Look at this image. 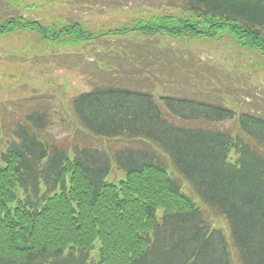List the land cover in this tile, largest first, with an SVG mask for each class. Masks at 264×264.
Masks as SVG:
<instances>
[{"label": "trees", "instance_id": "16d2710c", "mask_svg": "<svg viewBox=\"0 0 264 264\" xmlns=\"http://www.w3.org/2000/svg\"><path fill=\"white\" fill-rule=\"evenodd\" d=\"M182 1L210 18L207 29L180 21L130 31L211 39L229 31L264 52V0ZM30 26L48 36L18 20L0 34ZM149 91L75 97L76 146L53 142L47 111L0 127V264H264V117ZM89 137L144 146L112 156L86 145ZM115 169L125 174L118 183L109 181Z\"/></svg>", "mask_w": 264, "mask_h": 264}, {"label": "rangeland", "instance_id": "374dc122", "mask_svg": "<svg viewBox=\"0 0 264 264\" xmlns=\"http://www.w3.org/2000/svg\"><path fill=\"white\" fill-rule=\"evenodd\" d=\"M9 20L37 22L48 36L32 26L0 34L3 131H12L15 121L34 111H47L52 123L46 132L53 142L76 146L80 134L72 100L106 87L149 89L156 98L173 95L224 103L240 116L264 117L263 51L229 31L215 39L130 31L180 21L207 29L210 18L192 13L182 0H0V26ZM55 37L59 39L52 40ZM85 144L112 156L119 149L144 146L92 137ZM116 169L110 182L125 177ZM212 223L227 228L223 219Z\"/></svg>", "mask_w": 264, "mask_h": 264}]
</instances>
